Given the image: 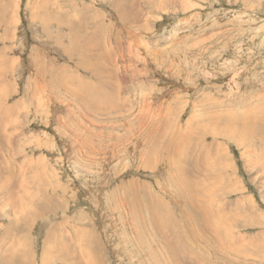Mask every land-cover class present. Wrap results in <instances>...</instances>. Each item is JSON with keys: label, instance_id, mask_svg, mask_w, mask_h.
I'll return each instance as SVG.
<instances>
[{"label": "rangeland", "instance_id": "1", "mask_svg": "<svg viewBox=\"0 0 264 264\" xmlns=\"http://www.w3.org/2000/svg\"><path fill=\"white\" fill-rule=\"evenodd\" d=\"M262 161L264 0H0V264H264Z\"/></svg>", "mask_w": 264, "mask_h": 264}, {"label": "bare ground", "instance_id": "2", "mask_svg": "<svg viewBox=\"0 0 264 264\" xmlns=\"http://www.w3.org/2000/svg\"><path fill=\"white\" fill-rule=\"evenodd\" d=\"M9 84V83H8ZM5 100V99H4ZM244 126V125H243ZM231 127V126H230ZM247 127V126H246ZM228 131V134H227V137H230V136H233V135H236L235 134V131L236 130H234V129H232V127L231 128H229V126H228V128H226ZM248 130H249V128H248ZM217 131H215V133H216ZM225 133L226 134V132L225 131H221V133ZM241 132H247V129H242V131ZM234 133V134H233ZM247 136H245L244 138H249V136H251L252 135V132L249 130V133H245ZM226 136V135H225ZM243 136V135H242ZM241 136V137H242ZM258 155V154H257ZM259 156V155H258ZM258 156H256V157H258ZM258 159V158H257ZM259 171V170H258ZM261 172L264 174V161H262V163H261ZM210 190V189H209ZM212 192V191H211ZM251 215V214H250ZM218 222V224H219V221H217ZM221 222V221H220ZM222 226V225H221ZM223 231V230H222ZM224 236V235H223ZM199 249V248H198ZM21 259V258H20ZM8 260V259H7ZM2 263V262H1Z\"/></svg>", "mask_w": 264, "mask_h": 264}]
</instances>
